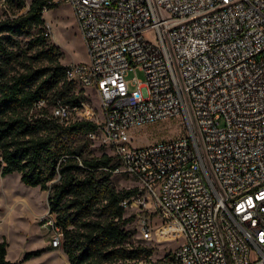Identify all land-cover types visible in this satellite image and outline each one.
Here are the masks:
<instances>
[{"label": "built area", "instance_id": "built-area-1", "mask_svg": "<svg viewBox=\"0 0 264 264\" xmlns=\"http://www.w3.org/2000/svg\"><path fill=\"white\" fill-rule=\"evenodd\" d=\"M43 1L71 6L87 59L66 79L97 91L95 106L84 91L49 114L91 121L112 174L135 182L119 204L137 209L140 240L174 243L159 264H264V0ZM175 115L182 135L130 144L129 129ZM39 223L59 247L53 214Z\"/></svg>", "mask_w": 264, "mask_h": 264}, {"label": "trees", "instance_id": "trees-1", "mask_svg": "<svg viewBox=\"0 0 264 264\" xmlns=\"http://www.w3.org/2000/svg\"><path fill=\"white\" fill-rule=\"evenodd\" d=\"M44 4L30 0L24 13L0 19V177L16 172L24 185L48 190V210L62 229L60 246L69 264H159L150 258V246L130 242L132 215L123 216L119 202L135 187L113 185L110 169L118 162L111 149L95 141L102 152L84 156L91 121L62 124L49 114L58 98L75 104L86 95L66 79L67 65L44 29ZM15 64L21 69L11 73ZM40 99L45 106L32 110ZM6 248L0 240V264H23L40 254L26 251L11 261Z\"/></svg>", "mask_w": 264, "mask_h": 264}, {"label": "rangeland", "instance_id": "rangeland-1", "mask_svg": "<svg viewBox=\"0 0 264 264\" xmlns=\"http://www.w3.org/2000/svg\"><path fill=\"white\" fill-rule=\"evenodd\" d=\"M24 4L18 8L15 3L0 5V19L14 17L22 14L27 9L30 0H23ZM44 18V29L48 33V40L55 44L61 56L59 61L62 64L82 62L87 59L83 40L77 28L73 16V10L69 4L55 3L42 13ZM144 36L156 44V36L153 29L144 32ZM19 66L15 64L10 72H14ZM133 72L128 74L129 77ZM136 76L143 78L141 72ZM85 93L90 102L97 104V91L94 87L86 88ZM182 116L175 115L156 120L145 125L134 127L128 130L130 144L133 146H144L160 140L170 139L184 133ZM91 141L89 147L84 151V156L99 155L102 147H99L95 140ZM117 188H130L135 182L122 174H113L111 179ZM48 190H42L39 186H27L20 182L19 173L13 172L0 177V240L7 242L6 258L11 261L20 260L26 251L40 250V254L31 257L28 264H69L61 246L50 247L49 238L40 227L39 219L46 214ZM133 206L124 209L123 216L132 215L131 221L126 227L131 231L130 242L142 244L152 248L150 256L152 261L159 262L160 257L167 250L174 246L173 242L146 243L140 240L136 225V211ZM253 252L251 258L254 259Z\"/></svg>", "mask_w": 264, "mask_h": 264}, {"label": "crops", "instance_id": "crops-1", "mask_svg": "<svg viewBox=\"0 0 264 264\" xmlns=\"http://www.w3.org/2000/svg\"><path fill=\"white\" fill-rule=\"evenodd\" d=\"M28 260H29V259H28ZM28 260L24 261L23 264H28V263H27ZM17 261H18V260H17Z\"/></svg>", "mask_w": 264, "mask_h": 264}]
</instances>
